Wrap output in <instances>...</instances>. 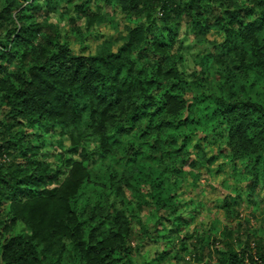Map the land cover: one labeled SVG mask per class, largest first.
<instances>
[{
    "label": "trees",
    "instance_id": "obj_1",
    "mask_svg": "<svg viewBox=\"0 0 264 264\" xmlns=\"http://www.w3.org/2000/svg\"><path fill=\"white\" fill-rule=\"evenodd\" d=\"M115 1L133 27L116 48L102 41L94 54L79 55L46 15L72 6L69 21L80 33L81 16L86 28L98 18L86 4L0 0V264H61L67 253L77 264L131 260L129 212L136 209L125 191L147 188L145 203L160 218L172 213L177 166L213 161L191 158L193 136L225 133L229 161L242 163L252 187L264 180V106L246 86L249 72L264 75V0ZM182 24L195 35L202 30L201 43L213 48L190 79L177 65ZM210 30L220 43L205 39ZM211 73L222 81L220 94L203 88ZM39 130L70 142L55 170L32 144L43 137ZM129 136L117 154L121 170L108 171L97 183L102 193L86 198L89 164L116 156ZM16 222L24 233L11 234ZM245 236L227 230L216 264H264V239Z\"/></svg>",
    "mask_w": 264,
    "mask_h": 264
},
{
    "label": "rangeland",
    "instance_id": "obj_2",
    "mask_svg": "<svg viewBox=\"0 0 264 264\" xmlns=\"http://www.w3.org/2000/svg\"><path fill=\"white\" fill-rule=\"evenodd\" d=\"M77 4H86L87 8H91L98 16L87 28L88 18L81 16L78 22L80 33L75 32L77 25L74 26L69 21L76 15L72 6L46 15L48 21L58 27L64 38L70 42L75 54L92 55L102 41L116 42L112 46L116 48L120 44L118 39L126 33L128 27H133L132 23L126 21L115 0H77ZM201 31L195 35L185 24H182L179 30L183 57L177 65L189 79L199 70L198 60L201 55L210 53L213 49L201 43ZM205 39L220 43L222 35L210 30ZM221 84L218 76L211 73L203 81V88L208 94H220ZM246 86L252 100L264 106V75L249 72ZM3 112L4 107L0 105V119ZM39 132L43 137L39 140L30 138L32 144L39 147L42 154L39 158L51 164L55 170L60 167L62 157H68L65 152L70 147V142L65 135L51 130ZM224 134L191 138V158L201 161L203 154L204 158H213V161L197 169L192 168L193 162L177 166L180 171L171 175L172 182L178 180V185L173 190L176 206L166 217L160 218L163 213L158 211L153 203H145L148 201L144 196L146 187H141L146 189L137 195L125 191L127 200L136 209L129 212V245L133 254L131 260L122 259L120 264H216L220 252L224 251L222 241L227 230L236 232L239 229L243 238L249 233L264 239V180L252 187L242 163L229 161L223 151ZM132 140L134 137H127L124 147L113 154L116 156L89 164V170L92 172L84 192L86 198L95 199L98 191V194L102 193L97 189V183L104 181L108 171L121 170L122 162L117 154H124L126 146ZM150 156L155 158L157 163L161 161L159 155ZM169 162L165 159L163 166L170 165ZM161 169L168 173L166 169ZM61 170L62 178L66 170L62 167ZM137 205L142 207L138 210ZM176 216L184 218L178 226L171 222ZM1 226L2 224L0 230ZM11 230V234L16 235L24 233L26 229L22 223L16 222L11 226ZM71 259L72 254L67 253L61 264H77Z\"/></svg>",
    "mask_w": 264,
    "mask_h": 264
},
{
    "label": "built area",
    "instance_id": "obj_3",
    "mask_svg": "<svg viewBox=\"0 0 264 264\" xmlns=\"http://www.w3.org/2000/svg\"><path fill=\"white\" fill-rule=\"evenodd\" d=\"M4 160H6V159L4 158Z\"/></svg>",
    "mask_w": 264,
    "mask_h": 264
}]
</instances>
